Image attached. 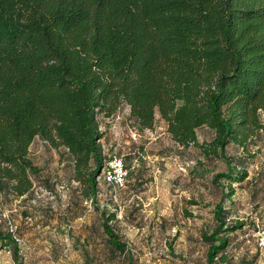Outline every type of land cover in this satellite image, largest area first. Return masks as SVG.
<instances>
[{
	"label": "trees",
	"instance_id": "obj_1",
	"mask_svg": "<svg viewBox=\"0 0 264 264\" xmlns=\"http://www.w3.org/2000/svg\"><path fill=\"white\" fill-rule=\"evenodd\" d=\"M123 106L139 131H152L158 114L181 148L225 158L233 146L253 158L264 146V0H0L1 191L32 193L40 138L64 150L84 197L96 198L107 160L101 121ZM201 128L214 132L207 148ZM227 167L215 176L227 181L215 225L202 233L206 264L229 263V235L241 228L223 202L248 172ZM106 186L111 200L124 190ZM98 210L108 246L134 264L111 225L116 213ZM6 247L24 264L1 226Z\"/></svg>",
	"mask_w": 264,
	"mask_h": 264
},
{
	"label": "rangeland",
	"instance_id": "obj_2",
	"mask_svg": "<svg viewBox=\"0 0 264 264\" xmlns=\"http://www.w3.org/2000/svg\"><path fill=\"white\" fill-rule=\"evenodd\" d=\"M156 119L152 131H139L123 106L116 116L101 121L105 156H122L130 172L126 188L112 200L101 178L96 198H85L86 185L73 180L72 162L60 154L64 150L53 151L36 138L31 155L42 172L32 193L16 198L0 190V205L30 247L24 264H61L67 245L76 264H127L129 254L113 252L106 242L98 210L103 208L116 213L111 225L134 264H206L202 233L215 225L213 212L227 186L224 179L216 183L215 176L228 172L227 160L248 172L223 202L230 226L241 225L229 235L227 264H264V251L258 252L254 236L264 227V146L251 149L253 158L233 146L225 158L206 156L196 146L179 147L158 114ZM197 136L207 148L214 132L201 128ZM11 260L7 250L0 253V264Z\"/></svg>",
	"mask_w": 264,
	"mask_h": 264
},
{
	"label": "built area",
	"instance_id": "obj_3",
	"mask_svg": "<svg viewBox=\"0 0 264 264\" xmlns=\"http://www.w3.org/2000/svg\"><path fill=\"white\" fill-rule=\"evenodd\" d=\"M127 178L128 169L123 157L116 154L107 155L105 169L102 174L104 184L110 186L114 192H116L125 189ZM1 226L20 249L21 257L26 259L30 247L19 235L18 225L12 219L10 212L0 205V227ZM254 236L256 238L257 250L262 253L264 251V227L259 228ZM5 250L11 254L9 247H6Z\"/></svg>",
	"mask_w": 264,
	"mask_h": 264
},
{
	"label": "crops",
	"instance_id": "obj_4",
	"mask_svg": "<svg viewBox=\"0 0 264 264\" xmlns=\"http://www.w3.org/2000/svg\"><path fill=\"white\" fill-rule=\"evenodd\" d=\"M52 149V148H51ZM54 151V149H52ZM31 148H30V156L32 158V155H31ZM33 160V159H32ZM35 163V162H34ZM36 164V163H35ZM37 165V164H36ZM5 250L1 251L0 253L4 252ZM64 256H65V259L61 261V264H76L75 263V258L76 256L74 255V253L71 252V249H69V246L67 245L65 248H64ZM12 264H14L13 260H11ZM53 264V263H52Z\"/></svg>",
	"mask_w": 264,
	"mask_h": 264
}]
</instances>
